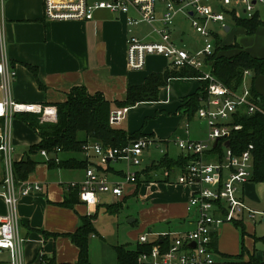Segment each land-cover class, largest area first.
I'll list each match as a JSON object with an SVG mask.
<instances>
[{
  "label": "crops",
  "instance_id": "0c3cea01",
  "mask_svg": "<svg viewBox=\"0 0 264 264\" xmlns=\"http://www.w3.org/2000/svg\"><path fill=\"white\" fill-rule=\"evenodd\" d=\"M210 3L221 10L222 7L217 2ZM44 4L45 0H0V60L6 59L9 68L16 71V76L9 85V92L12 99L17 102L56 107V104L67 100L73 87L84 86L92 95L102 93L113 104L112 114L120 109L115 105V102L126 99L129 85L142 84L150 74L162 73L174 67L166 57L150 55L147 57L143 69L129 68L127 62L128 39L133 35L147 42L158 41L160 36L152 32V25L139 24L132 28V32H129L128 15L114 13L108 9L98 10L94 19L88 21H51L45 16ZM258 7L255 15L258 14L259 18L264 21ZM130 15H136V12L131 10ZM242 18L248 19L246 16L237 18L227 14L224 30L218 26V30H214L220 37V32L226 34L224 39L227 40V45L238 46L221 50L219 54L231 57L245 50L252 56L263 58L264 25L249 34L244 27L236 25V21ZM187 22L191 23V20L184 12H180L176 16L173 30L174 39H178H175V42L180 41L184 44L183 37ZM155 26L160 27L161 22L156 21ZM238 37H240L239 42L232 41ZM207 62L206 65L209 66L207 71L212 72V61ZM25 64L36 66L38 75L36 76ZM204 71L206 70L204 69ZM202 85L203 81L197 77L171 78L167 85L161 89L158 101H145L129 106L126 116L124 115L122 120L112 124L129 135L141 131L144 136L154 140L156 144L153 145L155 146L153 150L162 154L160 159L148 162L149 155L145 151L143 164L136 167L128 165L125 160L103 161L101 157L90 151L89 161L100 164L104 169L112 168L107 172L109 178L113 181H120L125 178L128 171L137 172L145 166L158 163L165 154L171 158L184 155L175 144V140L173 142L165 141L166 146L161 144L160 141L167 134L164 122H159V120L162 119L161 117H165V112L184 114V110L182 113L179 110L184 104V99L197 94ZM3 97L4 92L0 89V99ZM137 109L147 115L155 113L156 121L152 125L147 123L142 126V117H138L135 121H133L135 118L131 120V110L136 111ZM138 112L134 114H138ZM29 113L31 112L16 115L12 120L10 133L14 147L12 155L14 164L24 157L30 146L41 142L38 132L22 119ZM39 118L41 122L45 123L57 122V118L52 121H43L40 115ZM197 123L199 124L193 127L189 134L185 130L184 138L192 140L206 138L208 133L206 122L199 118ZM2 126H4L3 119L0 120V127ZM204 130H206L205 136ZM157 132L160 136L156 135ZM42 151L37 155L40 163L27 179L39 183L42 190L22 197L17 205L19 233L21 237L25 238L22 249L23 264H76L79 258V248L68 234L75 232L80 227L81 217L95 214L98 216L100 210H103L104 213L119 218L127 198L131 197H136L147 204L140 210L138 216L130 217L131 215H129V223L132 226L137 225L138 220H141L139 228L141 231L133 229L127 232V235L136 237L133 238L135 243L133 248L128 247L129 244H117L113 245L115 252L119 246L135 249L139 243V237L145 233L150 234L149 239L151 240L156 237L154 234L193 228V217L188 203L194 190L200 184L178 183V177L181 175L179 171L173 173L170 181H166L168 172L161 170L155 173V177L159 180L144 181L141 184L138 182L126 183L121 199L111 193H99V201L95 206H88L79 200L72 207H67L62 203L69 190L68 185L71 182L80 183L85 180L86 170L49 168L48 163L44 162L47 159ZM84 155L87 157L85 153ZM71 156V153L58 155L59 158ZM48 157L51 158L49 154ZM0 158L3 162L1 155ZM205 160L214 161L215 157L206 156ZM2 165L3 173L0 175V185L5 173L4 162ZM174 175H177L176 181ZM106 195L112 198L111 204H108L109 197L107 198ZM242 196L249 208L256 213L244 211L237 216L234 222H223L213 226V241L215 240L216 244V248L213 249L216 256L222 259H238L237 256L240 255V253H231L236 252V249L228 248V244L231 243L228 239L224 240L223 244L222 241L220 242L218 227L222 225L242 226L245 229L244 236L246 234L251 236L254 246L257 239L264 244V235L258 238L254 225L257 217L264 221V181L249 180L242 186ZM112 204H119L120 208L117 214L108 211V206ZM7 212L8 207L0 196V214L5 215ZM96 218L93 220L95 233L91 236L89 243L90 261L92 264H113L106 261L102 240H106L107 237L102 225L99 224L100 221ZM238 224L240 225L238 226ZM164 225H167L168 229L159 228ZM144 228L149 231H143ZM45 232L49 234L47 235ZM241 236L244 240L242 233ZM230 237L233 238L235 244H238L237 229L235 235ZM250 256H255L260 262H264V246L261 250H257L255 247L253 251L245 249L244 258L240 260L247 261ZM9 263V253L4 252L0 264ZM114 264H117V253Z\"/></svg>",
  "mask_w": 264,
  "mask_h": 264
},
{
  "label": "built area",
  "instance_id": "2783aa9c",
  "mask_svg": "<svg viewBox=\"0 0 264 264\" xmlns=\"http://www.w3.org/2000/svg\"><path fill=\"white\" fill-rule=\"evenodd\" d=\"M210 2H217L218 9ZM45 16L51 21H88L101 9L128 15L129 32L141 23L153 26L152 32L159 35L158 41H144L131 35L128 39L127 62L133 70L143 69L149 55H161L170 60L174 67L191 66L202 71L200 78L207 82L206 94L200 98L197 110L199 118L208 127L205 139L192 140L177 137L175 144L185 156H193L186 167V172L178 177L181 184H200L189 200L188 208L193 217V228L170 231L149 239V233L139 237V244L148 245L150 250L143 251L138 257V264H245L240 259H222L216 256L212 247L214 225L234 222L244 211L256 213L249 208L242 196V186L252 179L254 173L253 145L240 154H235L230 147V138L242 125L235 124V115L241 109L248 113L263 112L255 102L251 91L252 73L246 71L244 81L238 91H233L219 81L211 71H204L207 59L215 47L217 32L209 28L214 23L224 30L227 14L240 18L255 16L257 6L264 8V0H45ZM131 10L136 15H130ZM184 12L191 20L195 32L205 38L202 48L193 51L179 47L174 39L176 16ZM192 12V14H191ZM156 21L161 26H155ZM16 76V71L9 68L6 59L0 60V89L4 97L0 99V118L4 126L0 127V155L3 158L5 173L0 185V196L4 199L8 212L0 214V259L4 252L10 256L9 264H23L22 249L25 238L19 233L17 205L22 197L42 186L33 181H18L14 170L11 142V124L13 118L21 113H37L43 121L57 118V109L37 103H23L12 99L9 85ZM128 108L113 112L110 123L123 119ZM189 123L186 132L189 134ZM229 141V145H227ZM223 145V158L220 159L213 148ZM149 137H141L119 148L105 147L101 143H92L85 147V154L90 159V151L103 161L125 160L128 165L139 167L143 164L145 151L154 145ZM60 150V149H58ZM42 154L47 160L48 153ZM206 156L215 157L206 161ZM58 162L59 158L56 157ZM92 162L86 169V178L82 182H71L69 188L79 189V200L88 206H95L99 193H111L117 198L124 194L126 183H136V171H128L123 180L113 181L108 173ZM166 239L158 244V240ZM194 244V246H193Z\"/></svg>",
  "mask_w": 264,
  "mask_h": 264
},
{
  "label": "trees",
  "instance_id": "16d2710c",
  "mask_svg": "<svg viewBox=\"0 0 264 264\" xmlns=\"http://www.w3.org/2000/svg\"><path fill=\"white\" fill-rule=\"evenodd\" d=\"M237 26H242L247 33L252 34L256 29L264 25L258 14L249 19H238ZM237 45H227L222 43V38L215 35L214 53L208 57L207 61H212V73L216 78L233 91H238L244 81V74L250 71L253 74L251 82V91L255 97V102L263 110V112L248 113L246 109L239 110L235 115V124L242 125V129L232 134L230 138V147L235 154H240L246 150L249 145H253L254 157V174L253 180L257 182L264 181V98L261 97L254 88V79L259 75H264V57L252 56L249 52L242 50L238 54L228 57L219 54L221 50H226ZM36 76L38 70L36 66L25 64ZM203 73L201 70L191 66L172 67L162 73L150 74L144 83L139 85H129L127 89L126 99L117 101L115 105L119 108H125L136 105L145 101H158L161 89L167 85L171 78H201ZM203 81L202 88L197 94L188 96L184 99V104L180 109L184 110V114L190 119L197 113L200 106V98L206 94L207 82ZM42 86V85H41ZM57 122L45 123L41 122L39 115L29 113L22 119L41 137V142L30 146L25 152L24 157L15 162L14 170L18 181L27 180L29 174L32 173L36 166L40 163L37 155L42 150L50 155V159L44 161L48 163L49 168L59 167L63 169H84L86 170L92 162L87 157L78 158L71 156L69 158H59L60 153L84 154L85 147L91 143H101L105 147L119 148L127 145L133 140L144 137L141 131L127 134L126 131L115 128L110 123L113 104L108 101L102 93L90 94L86 87H73L68 94L66 101L56 104ZM31 114V115H30ZM19 115V114H17ZM23 116V115H22ZM1 120V118H0ZM80 133L84 136L80 137ZM60 149V150H58ZM213 152L217 153L220 159L223 158V145L219 143L213 148ZM59 158V162L55 158ZM193 156L180 155L178 158H171L165 154L158 163H152L136 172V182L141 184L151 180H159L155 177V173L162 170L168 172L166 181H170V177L176 171L181 174L186 172V167ZM100 169L109 172L112 168ZM79 202V189L69 188L66 199L62 203L64 206L72 207ZM119 204L108 206V211L112 214L119 212ZM97 215L82 216V224L80 227L68 235L79 248V258L76 264H92L89 258V243L91 236L95 233L93 220ZM240 224H238L239 226ZM245 229L242 228L244 236ZM47 235L49 234L48 232ZM166 239L158 240L156 243H165ZM153 242L148 245L137 244L135 249H129L126 246L116 248L117 264H138V257L141 252L150 250ZM215 240L212 247H215ZM245 248L242 250L238 259L244 258ZM228 260V259H226ZM245 264H264L255 256H250ZM33 264V263H30Z\"/></svg>",
  "mask_w": 264,
  "mask_h": 264
},
{
  "label": "rangeland",
  "instance_id": "374dc122",
  "mask_svg": "<svg viewBox=\"0 0 264 264\" xmlns=\"http://www.w3.org/2000/svg\"><path fill=\"white\" fill-rule=\"evenodd\" d=\"M258 7V6H257ZM258 9L260 10V14L262 16V18H264V9H262L261 7H258ZM141 24H146V23H141ZM209 28L212 30H218L217 28V24H210ZM220 35L222 37V43L223 44H228L227 40L224 39L226 34H224V32H220ZM177 36V35H175ZM184 44L182 42H176V44L179 47H185L188 50H199L200 48H202L205 38L201 37L199 34H197L194 30V28L192 27L190 22L186 23L185 26V34H184ZM240 37H238L237 39H233L232 41H240L239 39ZM178 39V38H175ZM215 37L211 36L209 38V40H214ZM224 39V40H223ZM214 53V51L212 52V54ZM211 54V55H212ZM210 55V56H211ZM150 56V55H149ZM209 68L208 65L204 66V69L207 71V69ZM253 77V74L252 76ZM141 108V107H140ZM145 108V107H142ZM182 113V109H179ZM139 109L135 110H131V120L133 118H135L133 121H135L138 117H142V123L144 125H147V123H149L150 125H152V123L154 121H156V115L151 114V115H147L145 114L143 111H139ZM138 112V114H134ZM158 115V114H157ZM126 116V114H125ZM162 119L159 120V122H164L163 125L166 127V134L167 136L160 141L161 144H164L166 146L165 141H170L173 142L177 137L180 138H184L185 137V130H186V125L187 123H189L190 127H189V131H191V129L195 126H197L199 123L198 120V115L197 113L194 115L193 118H188L185 114L182 113V115H177L176 112L173 113H167L165 112V117H161ZM202 120V119H201ZM131 121V122H133ZM204 128V127H203ZM205 129V128H204ZM204 136L206 135V130H204ZM156 135L158 136V132L156 133ZM84 134L80 133V137H83ZM160 136V135H159ZM159 140V137H157ZM186 139V138H184ZM156 144V143H155ZM154 144V145H155ZM16 147V146H15ZM153 145H151L147 150L146 153L148 152V162H151L153 160H158L160 159V157L162 156L161 153H159L158 151H154L153 149ZM150 150V151H149ZM72 156L78 157V158H83L85 157L84 154H72ZM3 162H1V158H0V175L3 173ZM178 172V171H177ZM175 178L176 181V177L177 175L173 176ZM1 178V177H0ZM173 178V179H174ZM171 181H173L171 179ZM174 181V182H175ZM108 198V204H111V200L112 198L109 195H106ZM106 198V199H107ZM105 204V203H104ZM147 204H144L143 201L139 200L136 197H131V198H127L126 203L124 204V208L122 210V212L119 215V218H116L115 216L109 215L107 213H104L103 210H100L98 216L96 219H98L99 224L102 225V229L103 231L106 233V240H102L103 241V248H104V255L106 258L107 262L110 263H115L116 262V252L113 248V245H119V244H129L128 247L133 248L134 247V239L136 238L135 235L131 236V235H127V232H129L130 230H135L140 232L141 229L140 228V224H141V220H138V224L137 225H130L129 223V215H131L130 217H135L138 216L140 210L145 207ZM258 216V215H257ZM256 222L254 223L255 227H256V236L258 238H260L261 236L264 235V221H261L259 217H257V219L255 220ZM119 224V225H118ZM174 226V225H172ZM167 225L161 226L159 227L160 229H168ZM154 228V227H153ZM158 228V229H159ZM238 231L239 233V242L238 244H235V242H233V238L230 236H234L235 235V231ZM250 229V228H249ZM248 229V230H249ZM143 231L147 232L149 230L147 229H143ZM242 226L240 227H235L234 225L231 224H226V225H222L220 227H218V235L220 238V242L228 239L231 243L228 244V248H234L236 249V252H231L233 254L236 253H241L242 250L245 249H250L251 251L255 249L257 250H261L262 247L264 246V244L262 243V241H260L259 239H255V246H254V242H252L251 236H249L248 234H246L244 236V240H242ZM128 236V238H127ZM134 238V239H133ZM222 247V246H221ZM7 258V257H6Z\"/></svg>",
  "mask_w": 264,
  "mask_h": 264
},
{
  "label": "water",
  "instance_id": "95a60500",
  "mask_svg": "<svg viewBox=\"0 0 264 264\" xmlns=\"http://www.w3.org/2000/svg\"><path fill=\"white\" fill-rule=\"evenodd\" d=\"M254 88L256 92L264 98V75H259L254 79ZM226 144L229 145V141H227ZM215 145H217V142L215 143Z\"/></svg>",
  "mask_w": 264,
  "mask_h": 264
}]
</instances>
